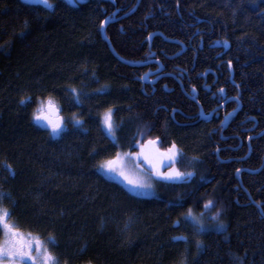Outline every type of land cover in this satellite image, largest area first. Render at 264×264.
I'll return each mask as SVG.
<instances>
[{
  "label": "trees",
  "instance_id": "trees-1",
  "mask_svg": "<svg viewBox=\"0 0 264 264\" xmlns=\"http://www.w3.org/2000/svg\"><path fill=\"white\" fill-rule=\"evenodd\" d=\"M51 1L0 0V207L16 229L59 264H264V0ZM113 18L105 36L123 61L100 34ZM45 99L67 123L58 137L33 120ZM149 140L175 144L193 175L146 198L101 173ZM188 209L219 210L224 229L198 233Z\"/></svg>",
  "mask_w": 264,
  "mask_h": 264
},
{
  "label": "snow or ice",
  "instance_id": "snow-or-ice-1",
  "mask_svg": "<svg viewBox=\"0 0 264 264\" xmlns=\"http://www.w3.org/2000/svg\"><path fill=\"white\" fill-rule=\"evenodd\" d=\"M43 3L48 4V0H43ZM50 6V5H49ZM105 21H102L103 25ZM231 63V62H229ZM70 91L75 95L76 100H79V93L77 90L72 88ZM223 91V89H221ZM28 98L22 97L21 103H24ZM47 108L49 112L53 109V104L51 101L48 102ZM35 119H45L48 121V126L51 129L52 135L60 134L65 125H63L62 121H53L49 118L48 115L45 114L43 104L38 107L36 112L34 113ZM76 123H80L79 120ZM105 129L111 134L115 128V125L111 118V109L108 110V113L105 114V118L103 121ZM157 141L149 140L147 141L148 145H154ZM144 154L143 147L141 153H133L131 155L140 156ZM161 158L166 157L169 161H174L175 158L179 155V150L176 148L175 144H172L166 152L159 153ZM145 159L148 160V163L152 165L154 175L165 180H177L182 179L186 176L193 175L192 172H181L178 169H171L168 172H161L158 170L156 164L150 159L147 155H145ZM120 160V154L117 153L115 159H110L101 162L98 167L104 168L109 172H116L119 176L123 177L127 183L133 185L137 190H144L151 187L146 181H142L139 179H130L129 176L122 170H118L116 167L117 161ZM3 166L11 169V165L4 162ZM240 170L237 169V172ZM4 193H0V199H3ZM172 206H180L179 201H170ZM214 202L209 200L206 202V206L213 205ZM11 213L7 208L0 207V231H3L7 234L8 239L0 240V264H24L25 260L32 261V264H58V260L54 254H52L47 247L38 239V238H24L21 233L16 229L13 223H9L8 218ZM219 210L217 213L213 214V220L218 221ZM182 216L185 218V222L192 223L194 229L199 233L205 228H220L223 226V221H218L217 223L205 224L204 221L196 216H193L192 210L188 209L187 212L182 213ZM178 219L175 223H179ZM181 237H174V239H180ZM51 243H55V237L48 238ZM182 239L184 241L188 240L187 236H183ZM202 242L200 240H196V248L199 251L201 248ZM33 250L37 253V255H33ZM239 259V258H237Z\"/></svg>",
  "mask_w": 264,
  "mask_h": 264
},
{
  "label": "rangeland",
  "instance_id": "rangeland-1",
  "mask_svg": "<svg viewBox=\"0 0 264 264\" xmlns=\"http://www.w3.org/2000/svg\"><path fill=\"white\" fill-rule=\"evenodd\" d=\"M22 1H24L26 3H30V4L42 5L48 9H52L53 5H54L51 0H48V4L43 3V0H22ZM64 1H66L69 4H76L80 0H64ZM49 101H51V103L53 104V109L50 112L47 108ZM41 104H43L45 114L48 115L50 119H52L53 121H57V120L62 121L63 125H65V127L63 129V131H64L67 128V123L65 122L63 114L60 112V108H59L58 103H56L55 101L50 100V99L42 100V101L38 102V104L36 105L35 112L38 109V107H40ZM106 113H108V112H106ZM105 114L102 116L103 127H104L103 121L105 118ZM111 118H112V114H111ZM33 120L37 125H39L42 128H45L49 132V134L51 133V129L48 126L47 120H45L43 118L35 119L34 115H33ZM77 120H79V119L73 118L71 120V123L76 124ZM112 121H113V119H112ZM104 130L108 135H112V133H113L112 132L111 134H109V132L105 129V127H104ZM60 134H57V135L50 134V135L52 137H58ZM142 147H143L144 154H142L140 156L131 155L133 153H141ZM164 152H166V150L160 151L159 149L156 148L155 144L154 145H148L147 142L145 144L139 146L137 148V150H135L133 152H118L120 154V160L117 161V163H116L117 169L124 171L129 176L130 179H139L142 181H146L148 184L151 185V187L148 189L137 190L133 185L127 183V181L123 177L119 176L116 172H109L106 169L100 168V167H99V169H100L101 173L103 175H105L107 178L120 183L129 193H131L135 196H138V197H146V198L147 197H153V196H155V193H156L155 187H156L157 182H159V181L177 182V181H183V180L190 177V176H186L182 179H177V180H165L163 178L155 176L154 172H153L152 165L149 164L148 160L145 159V155H147L150 159L153 160V162L156 164L158 170L161 172H168L171 169H177L175 164H176V161L178 159V156L175 158L174 161H169L166 157L161 158V156L159 155V153H164ZM116 155L107 159V160L115 159ZM181 172H183V171H181ZM196 217L202 219L206 225L218 222V221H214L213 216H211L209 214H200ZM8 220H9V223H12L9 218H8ZM224 227H225V225L223 224V226L220 228H215V229L205 228L203 230L221 231L224 229ZM19 232L26 239L38 238L47 247V249L51 252V250L49 248L48 241L44 240L43 238H40L39 236H37L35 234L29 233V232H22V231H19ZM6 239H8L7 234L2 231V235H1L0 240H6ZM33 255L34 256L37 255V253L34 250H33ZM24 264H32V261L26 259Z\"/></svg>",
  "mask_w": 264,
  "mask_h": 264
},
{
  "label": "water",
  "instance_id": "water-1",
  "mask_svg": "<svg viewBox=\"0 0 264 264\" xmlns=\"http://www.w3.org/2000/svg\"><path fill=\"white\" fill-rule=\"evenodd\" d=\"M138 2H139V0H138ZM134 9H135V8H134ZM113 15L116 16V12H114ZM118 19H120V18H113V19H109V20H108V19H105V20H104L105 23H104L103 25H101V27H100V34H101V37L103 38V40L106 42L107 47H108L110 53H111L114 57H116L118 60L123 61L121 58H119V56L117 55V53L115 52V50H114L113 47L111 46V43L109 42V40H108V39L106 38V36H105V28L107 27V25H108L109 23H112V22L118 20ZM155 35H160V36H161L160 33H152V34H150L149 37H148L149 43H151V40H152V38H153ZM165 40H166V41H170V40H168V39H166V38H165ZM170 42H173V41H170ZM175 43H176V42H175ZM184 50H185V48L182 47V49H181V50H180L175 56L179 55V54H180L181 52H183ZM160 71H161V68L158 69V70H156V71H154V72H152V73L145 74V75L143 76V81H144V82L149 81V77H152V76H154V75H157ZM193 94L195 95V91H193ZM193 99H194V98H193ZM194 100H195V99H194ZM195 101H196V100H195ZM199 108H200V118H208V117L212 114V113H210L209 116H205V114H204L202 108H201V107H199Z\"/></svg>",
  "mask_w": 264,
  "mask_h": 264
},
{
  "label": "flooded vegetation",
  "instance_id": "flooded-vegetation-1",
  "mask_svg": "<svg viewBox=\"0 0 264 264\" xmlns=\"http://www.w3.org/2000/svg\"><path fill=\"white\" fill-rule=\"evenodd\" d=\"M155 76V75H154ZM205 77V76H204ZM150 78V77H149ZM215 78V80H216V77H214ZM215 83V81L213 82V84ZM212 84V85H213ZM206 90L208 91L209 90V86H207L206 87ZM219 93H220V96H221V98L223 99V102L221 103V105L219 106V108H222V109H225V106H226V104L229 102V101H231V100H233V97H228L227 95H226V92H225V89L223 88V91H219ZM233 113H230V114H228L227 116H226V118H225V122L227 121V119H228V117H229V115H232Z\"/></svg>",
  "mask_w": 264,
  "mask_h": 264
}]
</instances>
